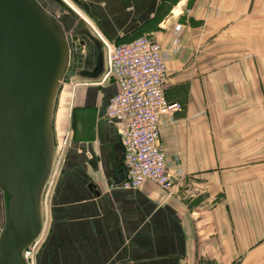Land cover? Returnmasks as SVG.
<instances>
[{
  "label": "crops",
  "instance_id": "crops-1",
  "mask_svg": "<svg viewBox=\"0 0 264 264\" xmlns=\"http://www.w3.org/2000/svg\"><path fill=\"white\" fill-rule=\"evenodd\" d=\"M78 3L83 38L59 88L71 86L70 102L58 91L52 118L54 131L67 114L68 135L35 264H264V0ZM98 36H147L162 48L165 98L180 105L160 122L171 192L122 187L124 151L105 117L120 85L101 81ZM5 203L0 191V230Z\"/></svg>",
  "mask_w": 264,
  "mask_h": 264
},
{
  "label": "water",
  "instance_id": "water-1",
  "mask_svg": "<svg viewBox=\"0 0 264 264\" xmlns=\"http://www.w3.org/2000/svg\"><path fill=\"white\" fill-rule=\"evenodd\" d=\"M69 59L65 30L38 0H0V264H26L22 250L41 234L53 111ZM101 66L98 57L91 77Z\"/></svg>",
  "mask_w": 264,
  "mask_h": 264
},
{
  "label": "built area",
  "instance_id": "built-area-1",
  "mask_svg": "<svg viewBox=\"0 0 264 264\" xmlns=\"http://www.w3.org/2000/svg\"><path fill=\"white\" fill-rule=\"evenodd\" d=\"M104 48L105 71L102 82L113 80L120 91L110 99L105 109L108 123L117 127L123 147L124 189H138L152 183L166 192L173 184L166 169L165 155L159 140L161 117H172L179 110L177 103H168L165 86L167 69L160 44L147 36H139L124 44H112L98 36ZM66 145V141L63 142ZM50 178L42 197L45 207ZM37 240L22 250L26 264H35Z\"/></svg>",
  "mask_w": 264,
  "mask_h": 264
},
{
  "label": "rangeland",
  "instance_id": "rangeland-1",
  "mask_svg": "<svg viewBox=\"0 0 264 264\" xmlns=\"http://www.w3.org/2000/svg\"><path fill=\"white\" fill-rule=\"evenodd\" d=\"M46 10L49 12H52L60 21L63 29L66 32L69 48H71V60L70 64L68 67L67 75L65 73L64 80L65 83H69V79L67 78L70 76L71 72L73 71V68L77 64V54H75L74 47L79 43L81 40V35L79 32L76 31V26L79 22H81L80 16L72 9L70 8L63 0H57L61 5L56 4L54 0H38ZM75 10L81 15L84 16L83 14V9H82V3L81 5L78 3V0L75 2L71 0H65ZM55 2V3H53ZM65 86V85H64ZM69 88L71 89V86L69 87H62L61 90L59 91L61 93V97L65 98L67 97V104H69V96L65 95V89ZM59 93V94H60ZM66 116L67 114L61 111L60 115L54 119V131H52V137H53V143H54V174L56 173L57 169L59 168L60 161L62 154L65 152L64 148L66 145L63 144L64 141H67V135H68V128H67V121H66ZM64 150V151H63ZM53 174V175H54ZM53 175L51 178H53Z\"/></svg>",
  "mask_w": 264,
  "mask_h": 264
},
{
  "label": "bare ground",
  "instance_id": "bare-ground-1",
  "mask_svg": "<svg viewBox=\"0 0 264 264\" xmlns=\"http://www.w3.org/2000/svg\"><path fill=\"white\" fill-rule=\"evenodd\" d=\"M70 8H72L79 16H81L76 10H75V8H73L72 6H71V4H69L68 2H66L65 0H63ZM81 17H83V16H81Z\"/></svg>",
  "mask_w": 264,
  "mask_h": 264
},
{
  "label": "trees",
  "instance_id": "trees-1",
  "mask_svg": "<svg viewBox=\"0 0 264 264\" xmlns=\"http://www.w3.org/2000/svg\"><path fill=\"white\" fill-rule=\"evenodd\" d=\"M54 1L56 2V4L58 3L59 5H61L58 1H56V0H54ZM55 2H53V3H55ZM58 4H57V5H58ZM59 5H58V6H59Z\"/></svg>",
  "mask_w": 264,
  "mask_h": 264
}]
</instances>
